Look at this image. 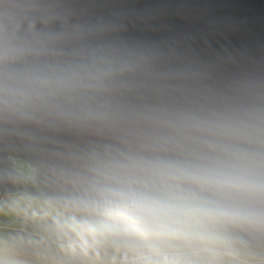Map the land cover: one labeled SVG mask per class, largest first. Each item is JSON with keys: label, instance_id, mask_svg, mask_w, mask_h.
Wrapping results in <instances>:
<instances>
[{"label": "water", "instance_id": "95a60500", "mask_svg": "<svg viewBox=\"0 0 264 264\" xmlns=\"http://www.w3.org/2000/svg\"><path fill=\"white\" fill-rule=\"evenodd\" d=\"M231 149L264 154V0H0V200L99 227L101 188ZM220 223L264 253V225Z\"/></svg>", "mask_w": 264, "mask_h": 264}, {"label": "rangeland", "instance_id": "374dc122", "mask_svg": "<svg viewBox=\"0 0 264 264\" xmlns=\"http://www.w3.org/2000/svg\"><path fill=\"white\" fill-rule=\"evenodd\" d=\"M13 165L34 176L25 162ZM26 238L36 257L14 250ZM0 264H264V253L248 250L219 222L192 220L170 235L133 234L108 217L89 227L69 211L13 194L0 200Z\"/></svg>", "mask_w": 264, "mask_h": 264}, {"label": "clouds", "instance_id": "9594fccd", "mask_svg": "<svg viewBox=\"0 0 264 264\" xmlns=\"http://www.w3.org/2000/svg\"><path fill=\"white\" fill-rule=\"evenodd\" d=\"M152 176L101 188L92 207L142 235L175 234L192 220L264 225V211L247 203L264 199V154L231 149L199 164H158Z\"/></svg>", "mask_w": 264, "mask_h": 264}, {"label": "bare ground", "instance_id": "6f19581e", "mask_svg": "<svg viewBox=\"0 0 264 264\" xmlns=\"http://www.w3.org/2000/svg\"><path fill=\"white\" fill-rule=\"evenodd\" d=\"M16 194H23V195H26V196H28V197H31V196H29V195H27L26 193H24V192H18V193H16ZM15 194V195H16ZM13 195V194H12ZM8 196H10V195H8ZM32 198V197H31ZM35 200H38V199H34V201ZM38 201H42V200H38ZM42 202H45L46 204H48L46 201H42ZM49 206H51L50 204H48ZM52 208H54V209H58V208H56V207H54V206H51ZM106 217V216H105ZM104 222V221H103ZM220 223V222H219ZM222 224V223H221ZM101 226V225H100Z\"/></svg>", "mask_w": 264, "mask_h": 264}, {"label": "built area", "instance_id": "2783aa9c", "mask_svg": "<svg viewBox=\"0 0 264 264\" xmlns=\"http://www.w3.org/2000/svg\"><path fill=\"white\" fill-rule=\"evenodd\" d=\"M34 170V169H33ZM34 173H35V171H34ZM34 175V174H33Z\"/></svg>", "mask_w": 264, "mask_h": 264}, {"label": "trees", "instance_id": "16d2710c", "mask_svg": "<svg viewBox=\"0 0 264 264\" xmlns=\"http://www.w3.org/2000/svg\"><path fill=\"white\" fill-rule=\"evenodd\" d=\"M76 243H78V242H76ZM107 248V247H106ZM108 250V249H107Z\"/></svg>", "mask_w": 264, "mask_h": 264}]
</instances>
